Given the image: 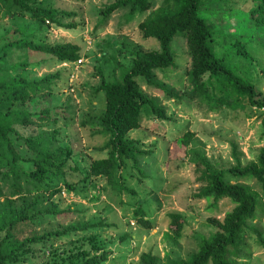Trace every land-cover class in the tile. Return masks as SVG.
<instances>
[{
  "label": "trees",
  "instance_id": "obj_1",
  "mask_svg": "<svg viewBox=\"0 0 264 264\" xmlns=\"http://www.w3.org/2000/svg\"><path fill=\"white\" fill-rule=\"evenodd\" d=\"M263 3L259 2L249 12ZM122 8H126L130 16L147 12L138 23V29L142 38L156 39L160 48L135 51L130 66L118 80H108L101 74L95 91H103L105 103L93 124L98 126V133L106 137L97 147L105 156L91 160L82 168L72 162L73 150L59 138V131L52 130L56 118L51 115L49 106L51 85L60 72L29 80L15 73L17 68L27 67L26 63H14L9 69L5 68L12 54L24 49L51 56L58 64L69 62L73 66L80 59L77 44L37 41L33 36L43 27L76 28L74 13L55 8L49 0H0V20L20 16L36 25L30 31L14 27L0 34V264H105L108 261L110 250L91 233L111 229L115 224L106 217L94 216L67 224L56 221L71 208H61L53 200L61 190L55 182L61 180L66 191L82 195L91 192L94 182L103 178L118 192L134 193L125 185L122 170L131 162V166L140 171L138 157L152 150L141 149L140 142L130 138L129 133L140 127L145 111L157 120H171L166 108L142 88L140 81L147 87L164 91L169 99L181 101L183 92L169 88L156 77L157 70L174 67L175 55L170 41L178 31L186 40L190 58L187 97H197L212 111L222 107L237 109L244 104L263 110L260 121L264 136V95L251 81L236 74L216 52L217 30L213 22L201 15V0H163L157 8H152L150 0H114L103 6L100 15L106 18ZM234 49L237 55L249 56L239 40L234 42ZM32 127L36 132L29 131ZM193 137L194 134L186 130L176 141L192 156L200 183L194 196L216 202L229 199L233 206L225 211L221 220L207 219L216 231L197 243V249L188 260L178 262L168 254L161 260L148 251L139 255V264H249L245 261L250 255L246 234L251 231L263 241L250 222L256 218L259 197L264 203V146L253 161L242 165L235 158V164L219 168L205 153L190 150ZM228 174L238 179H253L260 191L243 183L226 181ZM134 216L141 227H155L140 206ZM167 217L170 226L166 235L180 239L184 225L182 215L171 212ZM78 233L89 236L70 239L61 248L54 246L58 239Z\"/></svg>",
  "mask_w": 264,
  "mask_h": 264
},
{
  "label": "rangeland",
  "instance_id": "obj_2",
  "mask_svg": "<svg viewBox=\"0 0 264 264\" xmlns=\"http://www.w3.org/2000/svg\"><path fill=\"white\" fill-rule=\"evenodd\" d=\"M49 1L55 8L73 12L77 27H43L33 38L50 43H75L80 47L82 62L79 66H72L69 62L58 64L51 56L24 49L16 50L8 58L5 68L9 69L14 63H26L27 67H19L15 73L29 80L60 72L59 78L51 85L53 93L49 106L51 115L56 118L52 130H58L59 138L72 148V162L86 168L91 160L105 156L97 147L104 143L106 137L98 133V126L93 124L105 103L103 91H95L101 74L108 80H118L130 66L135 51H158L160 45L154 38H142L138 29V23L147 16V12L130 16L126 8H122L102 18L100 10L114 0ZM150 1L152 8L163 2ZM201 1V15L213 22L217 30L215 46L218 55L224 57V63L236 74L251 81L264 95V3L249 12L264 0ZM65 21L68 22L67 19ZM14 27L30 31L36 25L20 16L0 20V34ZM236 40L244 44L248 57L235 53ZM170 48L175 55L174 67L157 70L156 77L169 88L183 92V96L179 102L169 99L164 91L147 87L140 81L142 88L166 108L171 120H157L145 111L140 127L129 133L130 138L140 142L141 149L152 150V153L138 157L140 171L131 166V162L122 170L125 185L134 193L118 192L103 178L94 182L91 192L82 195L66 191L61 180L55 182L61 190L53 200L61 208H71L56 221L67 224L94 216L106 217L115 224L111 229L91 233L111 252L105 264H139V255L148 251L161 260L164 254L178 262L188 260L197 249V243L216 231L207 219L216 217L221 220L225 211L232 208L229 199L216 202L194 196L200 183L196 179L192 156L176 141L184 131L194 134L190 150L205 153L219 168L235 164V158L242 165L253 161L264 146L260 121L263 110L244 104L237 109L222 107L212 111L197 97H187L190 58L180 31L171 39ZM72 74L74 76L70 78ZM33 130L34 127L29 129L36 132ZM170 157L173 159L169 160ZM224 179L260 191L253 179H238L229 174ZM139 206L154 223V228L146 229L137 223L134 211ZM171 212L179 213L184 219L180 239L166 235L170 226L167 214ZM250 224L257 229L263 241H259L251 231L246 234L250 255L245 261L264 264V203L260 197L256 218ZM125 235L127 237L121 239ZM88 236V233L71 234L58 239L54 246L61 248L70 239Z\"/></svg>",
  "mask_w": 264,
  "mask_h": 264
},
{
  "label": "built area",
  "instance_id": "obj_3",
  "mask_svg": "<svg viewBox=\"0 0 264 264\" xmlns=\"http://www.w3.org/2000/svg\"><path fill=\"white\" fill-rule=\"evenodd\" d=\"M82 62V60L81 59H79V60H77L73 65L74 66H78L80 63ZM63 65H66V63H64ZM73 74L70 76V78H73Z\"/></svg>",
  "mask_w": 264,
  "mask_h": 264
}]
</instances>
